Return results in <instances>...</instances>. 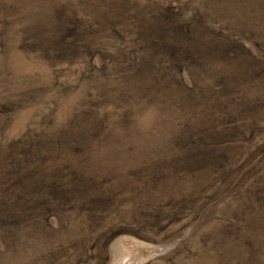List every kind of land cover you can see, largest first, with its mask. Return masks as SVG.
I'll list each match as a JSON object with an SVG mask.
<instances>
[{
    "label": "rangeland",
    "instance_id": "rangeland-1",
    "mask_svg": "<svg viewBox=\"0 0 264 264\" xmlns=\"http://www.w3.org/2000/svg\"><path fill=\"white\" fill-rule=\"evenodd\" d=\"M0 264H264V0H0Z\"/></svg>",
    "mask_w": 264,
    "mask_h": 264
}]
</instances>
